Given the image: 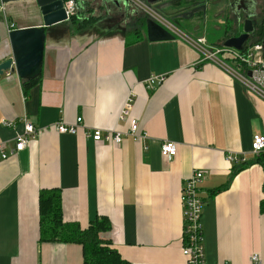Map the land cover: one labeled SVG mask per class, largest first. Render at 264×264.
Segmentation results:
<instances>
[{
    "label": "crops",
    "instance_id": "obj_1",
    "mask_svg": "<svg viewBox=\"0 0 264 264\" xmlns=\"http://www.w3.org/2000/svg\"><path fill=\"white\" fill-rule=\"evenodd\" d=\"M130 1L136 8L127 10L141 9ZM148 1L151 8L139 5L173 19L178 29L165 26L166 36L153 39L143 28L138 40L127 43L131 35L117 26L119 20L76 33L58 23L46 28L41 73L31 87L24 92L15 72L0 74V149L8 154L0 158V264H84L80 244L39 241L43 188L60 190L65 221L86 227L94 217L106 218L110 229L101 237L131 264H187L180 189L194 169L204 171V264H252V255L264 264V168H238L254 156L252 136L264 134V101L184 38L203 37L216 47L211 43L225 24L227 1L167 0L158 7L160 0ZM4 8L14 28L42 24L33 0ZM5 22L0 62L11 54ZM159 74L165 81L147 89L145 81ZM129 92V118L145 134L140 139L95 143L82 127L75 133L50 127L80 116L85 127L124 132L129 118L118 115ZM24 117L43 130L9 154ZM165 140L176 145L171 159L160 154Z\"/></svg>",
    "mask_w": 264,
    "mask_h": 264
},
{
    "label": "built area",
    "instance_id": "obj_2",
    "mask_svg": "<svg viewBox=\"0 0 264 264\" xmlns=\"http://www.w3.org/2000/svg\"><path fill=\"white\" fill-rule=\"evenodd\" d=\"M4 4L0 0V12H4ZM64 8L67 15H71L77 11V6L74 0L64 2ZM149 17H153L164 27L173 28L164 19L155 14L151 10H143ZM5 22V18H4ZM6 31L14 28L13 23L5 22ZM185 40L195 49H197L205 60H210L223 70L236 77L240 81L249 94L257 96L264 101V45L260 41L253 45H249L241 51L226 47H210L207 46L203 37H197L194 40L190 37H184ZM225 61H231L237 71L231 69ZM250 71V75H247ZM166 75H151L145 81L147 89H154L165 81ZM133 93L129 92L123 107L118 115V120L125 121L129 118L133 103ZM129 127L126 131L103 130L99 128H88L83 125L82 118L77 116L73 123H65L57 121L50 125L59 133H75L79 127L84 129L85 137L91 138L95 143H111L117 145L121 142L124 136H129L133 140L140 139L145 136L143 132L138 131V121L135 118L128 119ZM5 126H11L10 121H3ZM43 130L41 127H36L29 119H22V129L16 132L14 139L15 143L9 154L21 151L27 143L35 138L38 133ZM251 151L254 155L259 153L264 154V134L256 133L252 136ZM160 154L165 159H171L176 154V145L174 141L165 140L160 145ZM8 154L0 149V158L5 159ZM227 158L232 161H239L233 155H228ZM242 162V160H241ZM204 171L194 169L191 174L184 180L180 189V203L182 208V254L186 257L187 264H204L203 255V232L201 226V214L203 210L204 200L200 193V187L203 179ZM252 264H260L257 255H252ZM226 264V263H225Z\"/></svg>",
    "mask_w": 264,
    "mask_h": 264
},
{
    "label": "trees",
    "instance_id": "obj_3",
    "mask_svg": "<svg viewBox=\"0 0 264 264\" xmlns=\"http://www.w3.org/2000/svg\"><path fill=\"white\" fill-rule=\"evenodd\" d=\"M63 1L65 2L67 0ZM74 1L77 6V11L69 15L68 20L61 22L68 25L71 32L76 33L87 28H91L92 26L116 22L111 20L109 15H106L107 10L111 7L109 4L110 2L114 5H118L114 0ZM94 10H98V12H94ZM225 17L226 20L224 26L222 27V32H218L220 37L216 42L211 43L216 47H221L222 42L227 37L238 35L241 32V23L239 24L237 22V19L233 14H225ZM128 18L131 23V30H129L127 36H131L127 38V43L134 42L140 38V29L145 28V22L146 19L149 18V15L145 11L138 9L131 12L130 15H128ZM117 26L123 29L122 24H118ZM263 37L264 26L257 21L254 32L251 34L244 48L260 42ZM21 81L24 88L23 91L25 92L34 84L35 79H21ZM251 163H258L264 168V154L259 153L254 155L252 159L240 162V166L238 168H242ZM236 170L238 169H234L231 174H234ZM218 190L219 189H216L213 192ZM38 210L40 242L78 243L82 247L84 264H131L129 261L121 257L113 247H111V243L108 239L101 237L100 234L102 232L110 229V222L106 218L102 216L94 217L88 222L86 227H81L76 221H65L63 219L62 199L59 189H41L38 193ZM260 211L264 212V198L260 202Z\"/></svg>",
    "mask_w": 264,
    "mask_h": 264
},
{
    "label": "water",
    "instance_id": "obj_4",
    "mask_svg": "<svg viewBox=\"0 0 264 264\" xmlns=\"http://www.w3.org/2000/svg\"><path fill=\"white\" fill-rule=\"evenodd\" d=\"M24 0H2L3 3ZM39 9L42 24L39 26L17 27L6 32L10 46V56L0 62V74L6 70L15 72L22 80L37 79L41 73L46 28L68 20L63 0H33ZM118 3L117 0H114ZM143 1V0H142ZM237 22L241 23L238 35L227 37L222 46L237 51L243 50L259 20L264 22V0H226ZM248 3L249 5H246ZM151 8V4L146 5ZM3 23V20L0 21ZM145 32L149 38L166 36L165 27L153 17L145 22ZM250 75V71H247Z\"/></svg>",
    "mask_w": 264,
    "mask_h": 264
},
{
    "label": "rangeland",
    "instance_id": "obj_5",
    "mask_svg": "<svg viewBox=\"0 0 264 264\" xmlns=\"http://www.w3.org/2000/svg\"><path fill=\"white\" fill-rule=\"evenodd\" d=\"M77 1V0H76ZM118 1V0H117ZM129 1V5L127 6V7H125V6H122V4L121 3H117L119 6H120V9H118L119 8V6L118 5H112L111 7H110V9H108L107 10V16L109 15L110 17H111V20H113L114 22L115 21H118L117 19H119V21H120V23H122V25H123V31H124V28H125V30H127V31H129V30H131V27H130V19L128 18V15H130V13L131 12H133V11H130V10H127L129 7H131V8H136V6H135V4L133 3V2H131L130 0H128ZM138 6L137 7H139V8H141V9H143L142 8V6L141 5H139V2H137L136 0H133ZM257 1H260V0H257ZM246 5H249L248 3H246ZM226 7V9L224 10V14H228V15H230L231 14V10L227 7V5L225 6ZM126 10V11H125ZM144 10V9H143ZM146 10H148L147 8H146ZM125 12V14H124V12ZM94 12H98V10H94ZM93 12V13H94ZM1 13V12H0ZM9 14V12L8 11H6V9L4 8V12L3 13H1L2 14V17H3V21H4V18H6L7 20H11L10 22H12L14 25H16V22L13 20V18L10 16V14ZM156 14V13H155ZM132 15V14H131ZM122 17V18H121ZM163 19H165L168 23H170L171 25H172V27L173 28H170L171 30H173V31H176V29H178L177 28V26L173 23V19H168L166 16H161ZM124 19H126L127 20V22L125 21L124 22ZM123 22H124V24H123ZM126 25V26H125ZM174 28H176V29H174ZM190 38L191 39H195V37H191L190 36ZM262 43H263V45H264V37L260 40ZM225 63L231 68V69H233L234 71H237V69H236V66L231 62V61H225Z\"/></svg>",
    "mask_w": 264,
    "mask_h": 264
},
{
    "label": "flooded vegetation",
    "instance_id": "obj_6",
    "mask_svg": "<svg viewBox=\"0 0 264 264\" xmlns=\"http://www.w3.org/2000/svg\"><path fill=\"white\" fill-rule=\"evenodd\" d=\"M138 1H139L141 4H145V5L150 4V2H149L148 0H143V1H142V0H138ZM167 2H168L167 0H164V1H163V0L161 1V0H160V1H158V2H155V5H154V6H156V7H158V6H162V5H164L165 3L167 4ZM122 4H124L125 6H126V5L128 6V5H129V1H127V0L125 1V0H124V1L122 2ZM139 19H140V18H139ZM1 20H3V17H2V14L0 13V21H1ZM258 21H259V20H258ZM260 23L264 26V22H263V21H260ZM0 24H1V23H0Z\"/></svg>",
    "mask_w": 264,
    "mask_h": 264
}]
</instances>
